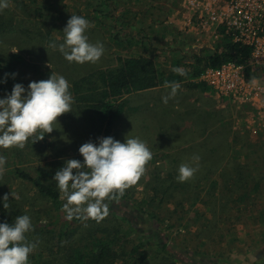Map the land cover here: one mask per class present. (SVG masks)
I'll return each instance as SVG.
<instances>
[{
	"label": "rangeland",
	"instance_id": "obj_1",
	"mask_svg": "<svg viewBox=\"0 0 264 264\" xmlns=\"http://www.w3.org/2000/svg\"><path fill=\"white\" fill-rule=\"evenodd\" d=\"M90 1L36 0L38 4H32L30 0H8V7L0 14H11L15 23H21L28 30V35L25 43H20V35L18 38L16 34L11 39H0V79L7 74L1 66L9 62L12 68L7 74V82L0 84V98L9 94L14 84L21 83L27 89L30 82L46 80L51 72L63 75L70 83L91 71L116 68L119 59L139 55L154 60L165 74L173 73L174 68L185 72L187 67L183 61L189 60L195 51L199 52L197 54L212 51L192 49L191 42L196 46L198 42L195 41L205 39L178 30L174 13L178 10L179 0H115L110 11L117 20L116 29L110 25V20L100 15L105 8L101 2L105 0ZM74 14L90 21L91 27L86 33L89 42L104 45V55L95 64L68 62L58 50L49 47L50 42H63L62 31ZM52 27L48 42L35 34L37 29L43 32ZM211 41L216 46L222 39L214 37ZM208 91L213 97L212 90ZM215 99L217 117L212 122L215 125L218 118L219 126L224 124L225 138L219 146L202 150L201 157L208 163L199 167L216 177L178 182V168L187 163L188 155L180 153V148H160L161 154H153L140 180L124 191L116 216L71 229L68 225L63 226V249L58 257L67 253L65 248L77 245L81 237H88L89 230L108 229L111 233L114 227H120L118 242L126 253H130L134 245L143 246L133 255L132 264H191L189 251L201 254L203 264H264V130L254 134L248 129V121L253 115L251 108ZM91 117V111L73 107L72 111L57 118V129L45 134L42 140L29 142L23 149H0V154L7 160L0 178V198L8 195L9 208L11 203L13 209L29 215L34 226L40 220L45 223L53 218V209L30 186L14 182L8 170L18 166L33 176H40L53 184L62 198L52 179L55 172L69 159L83 160L78 149L92 141V122L99 125L97 130L93 127L94 137H104L100 122ZM210 138H217L216 130L210 132ZM173 149L178 153L170 151ZM166 150L168 153H164ZM212 160L213 165L210 164ZM165 180L171 183V188L169 196L162 198L159 188ZM62 202L65 203L63 198ZM138 212H142L143 222L149 226L139 228L138 231L145 233L143 237L137 236L129 221L121 218L136 216ZM150 227L164 235L169 248L175 245L183 249L175 254L180 261L169 260L159 250L160 240L149 235ZM72 231L75 233L70 237ZM27 239L36 242L41 238L30 232ZM56 242L53 241V245ZM40 246L36 247L40 251L32 253L40 259L39 264L54 263L51 262L53 255ZM53 250L55 252L56 248ZM205 253L210 257H205ZM31 255L29 264L33 263Z\"/></svg>",
	"mask_w": 264,
	"mask_h": 264
},
{
	"label": "clouds",
	"instance_id": "obj_2",
	"mask_svg": "<svg viewBox=\"0 0 264 264\" xmlns=\"http://www.w3.org/2000/svg\"><path fill=\"white\" fill-rule=\"evenodd\" d=\"M8 7V0H0V11ZM90 21L82 15H71L63 29V42H50L49 47L58 50L68 62L95 64L104 55V45L89 42L86 35ZM174 72L186 75L183 69ZM14 77L15 74H12ZM7 82V74L0 84ZM170 91L162 102L175 97L179 84L166 85ZM69 81L61 74L52 73L46 80L13 85L11 92L0 98V149L25 148L26 144L42 140L58 124L57 118L72 111L74 97ZM78 152L83 160L69 159L55 172L53 180L62 193L65 203L62 211L65 219L103 220L109 214L106 200L123 195L145 173L153 153L138 136H126L124 142L113 137L98 138L96 142L82 144ZM199 156L193 164L178 168V182L190 180L199 168ZM6 157L0 154V177L5 172ZM194 165V166H193ZM75 170V173L74 171ZM18 199V197H17ZM8 195L0 198L4 209L9 208ZM34 225L32 218L18 215L11 223H0V264H29V257L38 245L27 239Z\"/></svg>",
	"mask_w": 264,
	"mask_h": 264
},
{
	"label": "trees",
	"instance_id": "obj_3",
	"mask_svg": "<svg viewBox=\"0 0 264 264\" xmlns=\"http://www.w3.org/2000/svg\"><path fill=\"white\" fill-rule=\"evenodd\" d=\"M30 1L32 4H38L36 0ZM90 2H92V0ZM114 2L115 0H105L101 2L105 8L100 15L110 20V25L116 29L117 20L112 16V11H110L111 7L114 8ZM24 28L25 27H23L21 23H15L14 17H12L11 14H0V39H11L12 36L16 34L18 38L20 35V43H25L28 30ZM52 31L53 27L49 30L46 28L43 32L37 29L35 34L40 40H47ZM132 35L135 36L134 34ZM48 41L49 40H47V42ZM250 52L251 50L248 47L234 44L229 39H222L221 44L216 45L211 52L204 51L202 54H197L198 52L195 51L190 58L193 60V64H191L190 68L188 67L189 69L187 68V71H185L186 75L183 76L176 72L165 74L156 68L152 59L141 55L119 59L116 68L91 71L77 80L70 81V91L74 97L73 107L80 111L93 112L97 120L105 125L104 137H109L112 123L120 113L121 104H119V101L123 96L139 91L163 87L172 82L181 83L190 77L197 78L205 68H216L226 62L244 65L247 63ZM12 57L19 58L17 55H13ZM18 60L21 61L22 58ZM5 62H8V59H6ZM1 69L6 70L7 74L12 70L9 62L1 66ZM189 84L191 86H201V84ZM7 173H10L14 182L16 181L17 183L30 186L36 191L37 195L53 209L54 217L45 223L40 220L36 223L32 231L37 237L41 238L38 240L37 246L42 244V246H40L41 249L53 255V260H51V262L53 261L54 263L52 264H132L131 259L133 255L143 247L141 244L134 245L131 252L126 253L124 248L119 246L118 242L120 227H114L111 233L108 229H93L92 232L89 230L88 237H81L77 245H70L68 248H65L67 253L62 257H58V253L63 249L61 239L63 238L62 228L64 225H68L71 229L74 226L77 227V225L81 226L89 222L94 223L96 220L88 219L86 221H81L79 219H73L72 221H68L65 219V213L62 211L63 202L61 195L53 184L42 180L40 176H33L27 171L18 168V166H14L10 172L8 170ZM174 180L175 179H172L173 182ZM161 185L162 186L159 188L161 197L169 196L168 192L171 188V183L165 180ZM123 198L124 195L117 194L113 199L108 200V216H116L118 213V206L121 204L120 202ZM141 213L142 212H138L136 216L121 217L123 220L129 221L132 231L139 237L145 236L144 232L138 231L139 228L147 226L146 222H143L144 219ZM18 215H22V213H20L18 209H13L11 203L9 210L4 209L2 204H0V223H11ZM135 222L138 224H135ZM95 228H97V226ZM146 230L147 229H145V231ZM147 231L150 232L149 235H151V237L157 236L160 240L157 247L160 251L165 253L169 260L180 261L175 254L178 253V250L183 251V249L180 250L175 245L169 248L168 243L165 242L164 235L158 232L154 227L148 228ZM70 233H66V235L70 234L71 237L74 235L75 231ZM70 237L68 241H70ZM55 240H57L56 245H53V241ZM46 242L48 243L45 246ZM49 244H51V246ZM54 247L56 248L55 252L53 250ZM35 251L40 250L36 248ZM187 254H190L189 258L192 261L191 264L204 263V258L201 254H195L192 251L187 252ZM203 255L205 257H210L207 253ZM31 256L33 257L32 264H39L40 259L38 260L37 255L32 254ZM44 264L51 263L47 261Z\"/></svg>",
	"mask_w": 264,
	"mask_h": 264
},
{
	"label": "built area",
	"instance_id": "obj_4",
	"mask_svg": "<svg viewBox=\"0 0 264 264\" xmlns=\"http://www.w3.org/2000/svg\"><path fill=\"white\" fill-rule=\"evenodd\" d=\"M174 14L179 31L205 39L200 49L213 50L214 37L250 48L246 64L207 67L199 81L218 100L251 108L248 129L264 130V0H179Z\"/></svg>",
	"mask_w": 264,
	"mask_h": 264
},
{
	"label": "crops",
	"instance_id": "obj_5",
	"mask_svg": "<svg viewBox=\"0 0 264 264\" xmlns=\"http://www.w3.org/2000/svg\"><path fill=\"white\" fill-rule=\"evenodd\" d=\"M190 46L192 49H199L202 45L197 47L191 42ZM205 49L210 50L211 48L205 47ZM184 61L183 63L186 64L185 67L187 68H190L193 64L191 59ZM156 68L160 71L157 66ZM199 78L200 76L197 78L190 77L178 83L179 89L176 96L169 99L167 104L162 102V97L167 96L170 91L167 86L123 96L119 101L121 110L112 123L110 136L120 142H124L127 135L138 136L146 142L149 148H152L153 154H161L162 150L160 151V148L162 147H176L180 148V153L188 155L186 159L188 164H193L192 158L194 156L200 157L199 166L208 163L206 159L201 157L202 150L223 143L225 130L223 123L219 126L218 118L216 124H213L212 120L217 117L214 112V103L217 100L214 96L212 97L211 91H208L210 88L199 81ZM189 83L193 85L201 84V86H191ZM92 120H97L93 112ZM100 125L102 126L100 128L102 136L105 132V125L101 122ZM93 127L97 130L99 125L92 122V142H96L97 137H94ZM213 130H216L217 138L212 140L210 132ZM66 146L69 145L66 144ZM70 146L72 147V145ZM154 148H157V150ZM170 151L178 153L175 149ZM164 153H168V151L166 150ZM213 163L214 160L210 162L211 165ZM196 173L198 174H195L192 178L216 177V174H208V170H203L200 167Z\"/></svg>",
	"mask_w": 264,
	"mask_h": 264
}]
</instances>
